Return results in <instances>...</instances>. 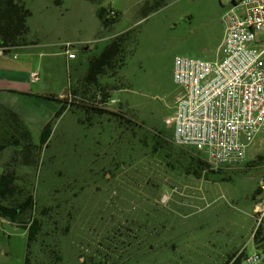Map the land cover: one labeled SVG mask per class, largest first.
Instances as JSON below:
<instances>
[{
    "label": "rangeland",
    "instance_id": "rangeland-1",
    "mask_svg": "<svg viewBox=\"0 0 264 264\" xmlns=\"http://www.w3.org/2000/svg\"><path fill=\"white\" fill-rule=\"evenodd\" d=\"M23 1L26 40L37 43L0 53V70L20 79L0 90L26 93L0 91V206L26 209L0 215V264H24L33 224L30 264H247L256 251L263 264L264 131L242 162L213 168L165 122L180 94L174 57L216 60L231 0ZM99 6L111 17L116 7V23L105 28ZM121 35L124 62L84 84L89 60ZM48 95L66 113L42 144L58 108ZM82 102L104 112L83 113Z\"/></svg>",
    "mask_w": 264,
    "mask_h": 264
},
{
    "label": "built area",
    "instance_id": "built-area-1",
    "mask_svg": "<svg viewBox=\"0 0 264 264\" xmlns=\"http://www.w3.org/2000/svg\"><path fill=\"white\" fill-rule=\"evenodd\" d=\"M224 29L214 61L174 57L172 78L180 88L172 125L173 142L204 153L213 168L242 162L248 146L264 131V0H231L221 17ZM64 46L68 59L76 57ZM39 75L31 72L29 81ZM261 203L255 212L261 211ZM259 252L247 264L262 261Z\"/></svg>",
    "mask_w": 264,
    "mask_h": 264
},
{
    "label": "trees",
    "instance_id": "trees-1",
    "mask_svg": "<svg viewBox=\"0 0 264 264\" xmlns=\"http://www.w3.org/2000/svg\"><path fill=\"white\" fill-rule=\"evenodd\" d=\"M100 4L102 0H88ZM63 0H53L55 5H61ZM108 8L99 6L98 17L102 21L105 28L116 23L119 16V11L114 13V17L109 16L107 13ZM31 15L30 9L26 6L23 0H0V50L3 52L11 51L19 46H26L33 44L34 42H28L26 36L30 29L27 24V20ZM117 15V17H116ZM126 36L121 35L115 37L112 41L107 43L101 52L89 60L87 71L83 79V83L87 85H94L98 81V77L107 69L113 68L116 62H124L123 50L126 42ZM124 64V63H123ZM48 100L54 101L58 104L57 110L54 112L52 118L48 120L41 131L40 142L46 143L51 134L52 124L56 122V119L66 111V102L54 95H48L45 97ZM79 107L83 113L99 114L104 111L98 108L96 105L82 104ZM197 174V173H196ZM257 189L255 192H258ZM28 204V203H26ZM26 208H7L0 206V215L3 217L15 220L20 212H23ZM37 232L36 226L33 224L30 226L27 235L26 243V255L24 258V264H30L28 257V247L30 242L34 239ZM260 229H257L254 233L255 241L258 239ZM262 245L264 249V237L262 239ZM264 264V260H263Z\"/></svg>",
    "mask_w": 264,
    "mask_h": 264
},
{
    "label": "crops",
    "instance_id": "crops-1",
    "mask_svg": "<svg viewBox=\"0 0 264 264\" xmlns=\"http://www.w3.org/2000/svg\"><path fill=\"white\" fill-rule=\"evenodd\" d=\"M26 3V2H25ZM26 6H27V4H26ZM28 7V6H27ZM111 7H113V6H111ZM29 8V7H28ZM115 10H117V11H119L116 7H113ZM120 12V11H119ZM223 35V34H222ZM222 35H221V38H222ZM109 41V40H108ZM108 41H106V44L108 43ZM220 41H221V39H220ZM37 42L34 40V43L33 44H36ZM67 44H69V42H64V43H62V47H64L65 45H67ZM105 44V45H106ZM30 44H28V45H26V46H24L23 48H26L27 46H29ZM105 45L103 46V48L105 47ZM102 48V49H103ZM84 49H85V51L87 50L88 52H89V50H91L90 48H89V46H85L84 47ZM101 49V50H102ZM100 50V51H101ZM99 51V52H100ZM9 51H7V52H3L2 50H0V53H8ZM71 52H73V50L71 49ZM76 55V57L74 58V59H69V60H75V59H77V54H75ZM67 56V55H66ZM83 57H84V54H83ZM84 62H83V58H82V61L80 62V64H79V66H78V68H80V66H81V64H83ZM83 66H84V64H83ZM86 67V66H85ZM27 79L29 80V76L27 75ZM0 80H5L6 82H8V83H13L14 85H18V83H19V81H20V79H19V77H18V75L15 73V71H12V70H0ZM68 85V84H67ZM121 90H124V89H120L119 91H121ZM0 91H4V92H14V93H23V94H26V93H24V92H21L20 90H18V89H2V90H0ZM56 96H59V95H56ZM3 100H1L0 99V102H2ZM10 108V107H9ZM13 110V109H12ZM14 112H16L18 115H20V116H24V114L22 115L21 113H19L18 111H15V110H13ZM64 113H66V112H64Z\"/></svg>",
    "mask_w": 264,
    "mask_h": 264
}]
</instances>
